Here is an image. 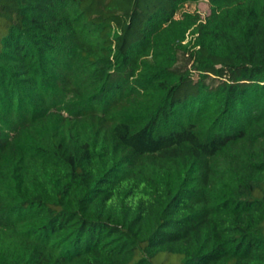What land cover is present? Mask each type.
I'll use <instances>...</instances> for the list:
<instances>
[{
    "label": "trees",
    "instance_id": "trees-1",
    "mask_svg": "<svg viewBox=\"0 0 264 264\" xmlns=\"http://www.w3.org/2000/svg\"><path fill=\"white\" fill-rule=\"evenodd\" d=\"M0 264H264V0H0Z\"/></svg>",
    "mask_w": 264,
    "mask_h": 264
},
{
    "label": "rangeland",
    "instance_id": "rangeland-1",
    "mask_svg": "<svg viewBox=\"0 0 264 264\" xmlns=\"http://www.w3.org/2000/svg\"><path fill=\"white\" fill-rule=\"evenodd\" d=\"M183 12H189V13H194V12H198V13H200V14H202L203 15V17H205V16H207L208 14H209V12H210V5H209V3L208 2H200V3H192V4H187L184 8H183V10H182V13ZM178 16H181V14L180 15H178ZM61 113L63 114V116L65 115H67L66 113H65V111H58L57 112V114H60L61 115ZM56 121V120H55ZM56 122H58V121H56Z\"/></svg>",
    "mask_w": 264,
    "mask_h": 264
}]
</instances>
